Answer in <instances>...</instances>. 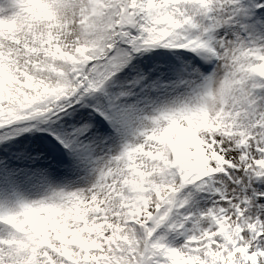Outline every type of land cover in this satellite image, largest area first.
Segmentation results:
<instances>
[{
	"label": "snow or ice",
	"instance_id": "1",
	"mask_svg": "<svg viewBox=\"0 0 264 264\" xmlns=\"http://www.w3.org/2000/svg\"><path fill=\"white\" fill-rule=\"evenodd\" d=\"M0 264H264V0H0Z\"/></svg>",
	"mask_w": 264,
	"mask_h": 264
}]
</instances>
